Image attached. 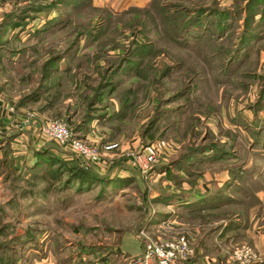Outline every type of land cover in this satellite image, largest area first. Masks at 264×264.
<instances>
[{
  "label": "rangeland",
  "instance_id": "obj_1",
  "mask_svg": "<svg viewBox=\"0 0 264 264\" xmlns=\"http://www.w3.org/2000/svg\"><path fill=\"white\" fill-rule=\"evenodd\" d=\"M4 108L1 261L128 264L144 236L199 230L194 262L211 264L226 247L211 231L233 220L230 254L264 264V0H0ZM51 120L97 158L43 135ZM48 155L101 183L52 179Z\"/></svg>",
  "mask_w": 264,
  "mask_h": 264
},
{
  "label": "built area",
  "instance_id": "obj_2",
  "mask_svg": "<svg viewBox=\"0 0 264 264\" xmlns=\"http://www.w3.org/2000/svg\"><path fill=\"white\" fill-rule=\"evenodd\" d=\"M2 107V106H1ZM12 110V108H9ZM42 134L59 145L69 146L75 152L94 159L97 158L96 150L76 137L68 124L62 120H51L43 128ZM116 144L103 145V150H113ZM153 159L150 154L138 155L135 162L142 172ZM231 258L237 264H248L256 260L247 245L234 247L231 250ZM192 249L187 238L183 234L162 235L155 237L144 236L142 239V251L137 256L128 259V264H192L190 262Z\"/></svg>",
  "mask_w": 264,
  "mask_h": 264
},
{
  "label": "crops",
  "instance_id": "obj_3",
  "mask_svg": "<svg viewBox=\"0 0 264 264\" xmlns=\"http://www.w3.org/2000/svg\"><path fill=\"white\" fill-rule=\"evenodd\" d=\"M6 112H8V111L5 108L0 110V118H1L2 121L7 120L9 118V116H5L6 115ZM220 206H225V205L222 204ZM243 213L246 214V212H243ZM235 215L238 216V214H235ZM220 218H222V217H220ZM238 222L239 221H233V220H231V221H227V223H226L224 221L222 223V225L220 224L221 227H224L225 226L224 228H222L221 232H218L216 230V227H214L216 231L212 229L213 231H211V232L215 233V235L213 236L214 241H217L218 240L217 242H220L219 244H221V242H226V244H225L226 247L224 248V250H222V249L219 250L217 247H215V249L218 251V255L216 256V258L213 257V260H212L213 262H211V264L212 263L213 264H221V262L224 261L226 258H228V259L230 258V252L228 250V245L230 243H232L233 241H236L238 239H241L242 236L245 233L244 226H242L241 224H239L237 226V223ZM198 231L199 230L190 231L189 233L186 234L189 242H190V240L192 238H194V239L197 238L198 239V245L199 246L193 252V255H192L191 259H190V262H192L194 264H196L195 263L196 262L195 261V258L196 257L199 258V261H201L203 259L205 261H208L207 260L208 257H207V255L205 253V250L207 248V245H206V242L201 238L202 237V235L200 234L201 232H198ZM261 231H262V233H264V229H261ZM263 237H264V235H263ZM263 241H264V238H263ZM210 261H211V259H210ZM34 264H53V262L52 261L48 262V259H45V260H42V263H41V261H39V262H35ZM55 264H57V263H55ZM64 264H66V263H64Z\"/></svg>",
  "mask_w": 264,
  "mask_h": 264
},
{
  "label": "trees",
  "instance_id": "obj_4",
  "mask_svg": "<svg viewBox=\"0 0 264 264\" xmlns=\"http://www.w3.org/2000/svg\"><path fill=\"white\" fill-rule=\"evenodd\" d=\"M92 100H90L91 102ZM68 120V119H67ZM65 120V122L68 124V121ZM68 126L70 127V125L68 124ZM78 127L76 126L75 128H71L72 133L78 137V132H76V129ZM75 130V131H74ZM77 133V134H76ZM79 138V137H78ZM51 159H46L47 163H49L50 165H56V169L53 170L51 173H49V175L51 176L52 179H57L59 178V176H61V174L65 173V178H64V182L65 184H72L73 186H75L77 189H80L82 187H84L85 185H88L90 183H93L95 181H98V183H101V179H98L95 175H93L92 173H90L89 171H87L86 169H83L82 167H79L76 164H69V165H62L64 164L63 161L58 160L57 158H54L53 156L48 155ZM48 157V158H49ZM61 167H64V171L61 172ZM121 179V178H120ZM52 181V180H51ZM52 183V182H51ZM209 196L208 199H211V196L214 195V193H209V194H205V195H201V196H197L192 200V207L194 206L195 208L200 207V205L206 201V197L205 196ZM239 202V201H238ZM191 208V209H194ZM203 207V206H201ZM222 217V216H221ZM240 223H237V226ZM16 238V237H15ZM3 249H9L10 251H12V253H14V247L11 245H7V244H2L0 245V251ZM1 256V255H0ZM1 261V260H0ZM0 264H16V261L13 259L8 260V259H3V261L0 262Z\"/></svg>",
  "mask_w": 264,
  "mask_h": 264
}]
</instances>
